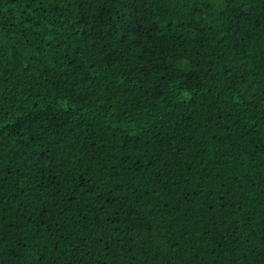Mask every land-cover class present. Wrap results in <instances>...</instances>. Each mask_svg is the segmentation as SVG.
<instances>
[{
  "label": "trees",
  "instance_id": "1",
  "mask_svg": "<svg viewBox=\"0 0 264 264\" xmlns=\"http://www.w3.org/2000/svg\"><path fill=\"white\" fill-rule=\"evenodd\" d=\"M0 264H264V0H0Z\"/></svg>",
  "mask_w": 264,
  "mask_h": 264
}]
</instances>
